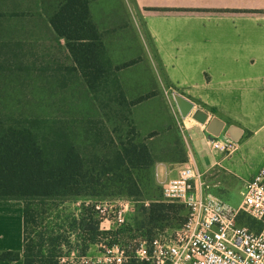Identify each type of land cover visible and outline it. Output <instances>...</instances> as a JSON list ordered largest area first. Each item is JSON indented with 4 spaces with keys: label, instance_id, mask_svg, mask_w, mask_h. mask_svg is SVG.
<instances>
[{
    "label": "rangeland",
    "instance_id": "374dc122",
    "mask_svg": "<svg viewBox=\"0 0 264 264\" xmlns=\"http://www.w3.org/2000/svg\"><path fill=\"white\" fill-rule=\"evenodd\" d=\"M129 18L121 0H0V118L21 115L60 121L66 128L72 127L94 174L92 194L49 201L43 207L37 206L38 201L31 202L40 214L28 230L35 246L39 233L60 231L68 215L78 214L83 205L93 204L103 209L100 214L104 216V228L133 226L135 231L125 232L117 245L128 251L145 240V235L137 230L145 220V207L164 200L163 188L172 177L162 160L181 155L183 149L171 152L154 147L153 164L143 169L127 165L116 168L114 162L122 143L133 139L142 142L134 109L148 114L142 118L146 126L161 130L173 129L180 116L164 71L152 69L145 60L141 38H134L128 45L127 38L137 36L129 28ZM89 68L101 70L108 77L95 92L80 73ZM116 78L126 95L128 91L136 98L155 89L163 97L152 105L149 102L132 109L116 99ZM209 118L204 117L198 126L205 129ZM184 145L197 152L193 140ZM203 146V151L208 152ZM263 159L259 152L242 158L237 176L219 174L218 178L206 179L203 175L208 192L239 206L245 181L263 165ZM120 212L124 218L122 225L117 222ZM242 221L251 227L257 225L256 219L247 213L242 215ZM73 240L74 237L70 245L63 247V252L76 262L78 251ZM103 245L106 244L89 251L88 262L82 259V263L95 264V259L104 256Z\"/></svg>",
    "mask_w": 264,
    "mask_h": 264
},
{
    "label": "crops",
    "instance_id": "0c3cea01",
    "mask_svg": "<svg viewBox=\"0 0 264 264\" xmlns=\"http://www.w3.org/2000/svg\"><path fill=\"white\" fill-rule=\"evenodd\" d=\"M121 2L130 16L129 28L137 33L127 38L128 45L134 38H141L145 60L152 69L164 71L172 93L176 90L189 97L196 107L208 111L210 118L217 114L246 130L235 151L226 154L212 148L205 129L191 115L177 116L178 124L173 123V129L146 126L142 118L148 114L135 112L134 107L149 102L152 105L163 96L155 89L140 95L155 93L132 107L142 142L150 150L183 149L181 155L162 160L167 174L175 177L184 161L195 158L206 179L218 178L219 174L237 176L242 158L258 152L264 155V0ZM126 97L136 99L128 91ZM189 140L195 142L197 152L189 145L185 148ZM204 144L209 153L203 151ZM24 248V201L0 199V251L21 254L17 260H0V264H25Z\"/></svg>",
    "mask_w": 264,
    "mask_h": 264
},
{
    "label": "trees",
    "instance_id": "16d2710c",
    "mask_svg": "<svg viewBox=\"0 0 264 264\" xmlns=\"http://www.w3.org/2000/svg\"><path fill=\"white\" fill-rule=\"evenodd\" d=\"M78 71L76 67L73 68ZM92 92L98 89L105 74L89 68L80 72ZM116 99L120 104L132 108L155 93H149L129 101L118 80ZM67 85V81L64 82ZM214 111V110H213ZM116 168L124 165L143 169L153 164V155L144 142L122 143L115 152ZM94 174L90 161L86 160L76 142L73 128H66L60 121L44 118L12 116L0 118V199H21L24 201L25 264H83L92 246L105 243L107 246L120 245L125 232H134L131 224L118 229L102 226L104 216L95 205L86 204L78 214H70L60 231H42L35 239L28 237L31 223L40 214L35 212L32 201L37 206H46L49 201L59 202L71 197L92 194ZM26 202V203H25ZM145 220L137 230L150 242L158 230L180 227L186 218V207L182 203L157 200L145 207ZM244 219V218H243ZM255 229L262 223L256 220ZM248 225V224H247ZM78 251L75 262L63 252L65 245L72 243ZM140 243L125 251L128 260L123 264H148L137 257ZM19 252L0 251V260H17Z\"/></svg>",
    "mask_w": 264,
    "mask_h": 264
},
{
    "label": "built area",
    "instance_id": "2783aa9c",
    "mask_svg": "<svg viewBox=\"0 0 264 264\" xmlns=\"http://www.w3.org/2000/svg\"><path fill=\"white\" fill-rule=\"evenodd\" d=\"M210 142L221 152L237 148L225 137ZM163 197L185 205V221L180 227L158 230L150 242L140 241L136 254L141 260L148 264H264V163L247 181L239 206L208 192L195 158L185 161L166 182ZM244 213L261 222V229L243 222ZM117 222L124 223L122 212ZM103 246L104 256L95 263L123 264L128 260L119 246Z\"/></svg>",
    "mask_w": 264,
    "mask_h": 264
},
{
    "label": "water",
    "instance_id": "95a60500",
    "mask_svg": "<svg viewBox=\"0 0 264 264\" xmlns=\"http://www.w3.org/2000/svg\"><path fill=\"white\" fill-rule=\"evenodd\" d=\"M172 95L181 116L183 118H187L196 107V103L189 97L176 90L172 93ZM201 110L206 113L204 117L208 118L209 112L204 109ZM205 132L208 134L210 139L225 137L238 144L245 135L246 130L241 125L236 123H228L219 115L214 114L211 116V118H209L205 127Z\"/></svg>",
    "mask_w": 264,
    "mask_h": 264
},
{
    "label": "bare ground",
    "instance_id": "6f19581e",
    "mask_svg": "<svg viewBox=\"0 0 264 264\" xmlns=\"http://www.w3.org/2000/svg\"><path fill=\"white\" fill-rule=\"evenodd\" d=\"M205 112L203 111V110H201L200 108H198V107H195L194 108V110L192 111V113L190 114L191 115V117L196 121V122H200L203 118H204V116H205ZM189 115V116H190ZM188 116V117H189ZM187 117V118H188Z\"/></svg>",
    "mask_w": 264,
    "mask_h": 264
}]
</instances>
